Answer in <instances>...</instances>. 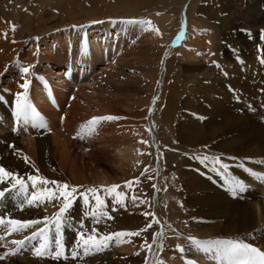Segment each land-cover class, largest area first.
<instances>
[{
	"label": "bare ground",
	"instance_id": "1",
	"mask_svg": "<svg viewBox=\"0 0 264 264\" xmlns=\"http://www.w3.org/2000/svg\"><path fill=\"white\" fill-rule=\"evenodd\" d=\"M11 1L14 2L12 4L18 6L20 9H17L18 12L16 15L18 24H22L28 20L30 15L33 16L34 14L41 13L42 10L46 8V4L43 0ZM221 1L225 2L226 9L235 4L233 3L234 0ZM236 2V5H234V7L232 6L235 9V18L232 23L228 25L229 27L226 31H224V37L229 36L230 39L229 43L226 42L227 44H223L225 47L222 49V65L220 66L222 74L221 72L218 74L216 71H211L212 74H210L202 71L200 67L190 70V72L195 71L198 73L193 77L191 76V84L188 86L190 88L185 93V96L174 105V113H176V133L174 138L176 145H172V148L179 149L182 154H179V152L170 157V160L174 164V169L177 171V175L181 181L185 203L190 214H196L205 220L222 219L224 220V223H231L235 226L232 228V232L250 228L255 222H260L264 218V63L261 62L262 59H264V3L260 5L255 0H237ZM2 4L3 1L0 3V165L5 169L17 173L26 181L29 175H38L50 181L54 179L64 180L66 181L65 183L69 185L72 184L75 187L79 186L81 178L78 170L79 168L75 162L73 163V160L72 162L70 161V164L68 159L72 157V154L75 152L91 159V156H95V150L92 149L90 145H87V142V144L83 143V139H81L82 141L77 140L75 143H72L70 138L73 136V133H75L74 130H78V125H81L82 128V125L86 121H92L94 117L116 116L121 117V119L99 121L95 123L94 126L92 125V130L95 131L98 126H112L116 121H121V125H123L121 130V134L123 135L120 136L121 138L118 139L119 141L116 144L111 142L113 143L111 146L115 156L114 158L122 175L118 177L119 179L112 181L107 177L102 176L99 178L101 179L100 182L104 183L103 186L105 188H110L112 185H118V183L124 182L133 172L136 163L139 162L141 158L140 150L144 144L142 141L144 140V136L146 137L145 133H150L155 147L153 163L156 172V189L159 188L163 182V165L160 157L161 150L157 147L160 143V137L153 129L150 116L146 118L145 124H142L139 122L141 116L140 111H138L139 107L134 108L131 113H123L117 110V107H122L125 101H133V94H138L139 90L137 88H140L143 83L145 84L147 78H153L152 71L154 69H150V66L147 65L149 64V59L147 58V61H142L141 59L143 49H138L139 51L137 53H130L132 62L134 61L133 59H136L137 62L135 64L140 65H138L139 67L137 70H135L136 68L133 69L131 67L132 64L129 66L130 59L127 60L125 57H120L121 61L117 57L118 61H113L108 69L109 71L112 68H116L117 62H120L121 66L119 65V67L124 68L130 73L132 71L134 74L131 73L129 76H127L128 74H124L122 79L121 77L116 78L113 75L111 76L110 73L109 79L104 82H98L95 86L86 83L85 85H87V88L85 85H82L84 87H80L81 83H78L80 86H78V92H75L76 101L74 104H71V102L68 109H65V101L67 98L64 99L63 97L71 92V83L69 84L62 79L57 80L55 77L54 79H56L55 81L57 82H52L53 84L51 83V86H48L47 88L38 84L37 81L39 80L37 78L31 79L32 75L27 74L26 78L31 81L28 89V102L33 108L34 123L37 125H44V127H33V122L24 123L22 120L18 119L15 114L16 94L23 91L19 87V84L23 83L25 79L22 74L13 75L17 71V66L29 64L34 67L35 63L39 60L40 62L37 64L40 65L44 62L46 65L45 69H49H47V72L52 70L49 67L52 65L60 68L71 42L73 48L69 52L77 58H86V60H103L109 58L111 53H119L121 46L119 40H121L124 33V22L115 19V14L119 9L112 8L111 10H107L104 7V9L99 11L97 9L98 12L95 11V14L93 13L95 19L99 18L94 20L97 21L95 22V25L88 23L91 22L89 19V21H86L87 23L84 22L85 24L83 23V25L80 23L79 26H76L75 24L77 20L72 18L73 22L67 24L76 27H73L70 31L66 30L65 26L56 27V23L61 19V16H57L53 10H51L46 17L42 15L39 16L42 24L38 26L39 31H36L37 33L32 35L30 33L18 32L16 27L15 30L12 31L13 23L10 14L12 7L5 9L3 6L4 4ZM185 4L186 0H183L178 5L179 10L185 12V9L187 10ZM131 7V2L129 0H124V4L123 6L121 5L120 10L123 9L126 14L132 15L134 7ZM189 11L190 7L188 13ZM73 12L74 11L72 10V15ZM212 15L213 13H211V20L214 18ZM129 18L131 20L128 19L127 21H131L130 26L135 24L133 21L139 19L134 17L136 18L134 20L131 16H129ZM141 18L143 17H140V19ZM160 18L162 19L161 16ZM169 18L170 17L167 15V17L162 20L168 22ZM253 23H260V30H255V25H253ZM14 24L16 25V23ZM237 25H239L241 29H246L250 33L245 34L243 31L240 32V28L238 29ZM112 30L121 34H117V36L115 34L112 38ZM5 34H7L6 37ZM191 35L188 34L187 37ZM208 35L210 41L207 43V49H212L210 48L213 43L211 32H209ZM102 36H104L103 39H101ZM198 36L199 35L194 34V36L189 37V39L186 38L187 40L184 41L185 44H192L191 48L188 47L190 51L187 53V58L195 63H199L200 59L208 61L211 55V53L204 48L205 46L202 43L203 39ZM249 36L252 37V40H250L251 38L248 40ZM36 37L39 39H34ZM81 38L82 44L80 48V43H78V41ZM191 39L193 42L190 41ZM256 44H259L257 50H255ZM130 45L128 44L127 47L130 48ZM127 47L124 46L123 48ZM234 48V51L237 54L233 52ZM174 49V46H169L167 48L162 55L163 58L160 64L164 65L165 60L173 54ZM123 51L125 50L123 49ZM184 51L185 49L182 52ZM259 56H262L263 58H260ZM87 71H85L87 72L86 74L90 75L91 73L90 76H92L94 66L91 65ZM51 74L61 76L62 72H52ZM3 77L7 80L4 81ZM50 78H53V76ZM159 81V84L161 85L163 82L162 73L159 76ZM3 82H5V85H2ZM130 84L134 85V87L132 85L130 86ZM95 87H100V92L93 90ZM90 89L95 93L94 95H90ZM79 95L84 98V101ZM51 97L57 101V111L48 105V100H50ZM93 97L95 103H97L98 112L94 113L95 115L92 116H82L81 113L83 112V108H81V106L84 108L88 105L92 106L90 102L93 100ZM35 110L37 112H35ZM84 111L86 110L84 109ZM36 113H39L42 116L41 121ZM63 113L65 114L64 122L60 123L59 118ZM99 128L100 131H96L98 133L102 132L101 127ZM95 131L93 132L94 134ZM18 132H20L22 136H18ZM119 133L120 131H118V134ZM20 137H28V139H20ZM78 139L80 138L78 137ZM114 142H116V140ZM12 145L15 146V151L10 147ZM103 145H106V143H103ZM197 148L203 149L208 155H211L209 152L217 154L218 156L216 157L221 159V162L226 165V168L222 169L218 164L216 165L214 162L207 161H213L214 159L208 158L207 160H204L202 157L198 158L199 155L193 154L192 152L187 153ZM70 150H72V152H70ZM24 156L28 157V162H25L23 159ZM261 157V160L257 159ZM73 159L75 160L74 156ZM248 159H252V162L246 161ZM253 159L260 162L256 164ZM94 161L95 167L94 171L91 172L92 177L95 176L94 173L99 168L96 165V160H93L92 162ZM242 164H248L250 165V168H259L258 170H251L258 173L257 176L261 178L262 183L260 191L263 195L262 201L259 200V198V201L254 202L251 206L244 205L242 199H246V201H254L255 199L252 192L244 195L243 198L241 197L242 193L239 197L237 194L233 195L231 191L226 192L229 188L225 187L226 180H229L230 178H236L239 181L244 180V182L249 181V187H246L248 190L255 187L254 180L256 178L254 172H248L249 174L244 173V171L239 168ZM52 168H56V173H54V175H52L50 171ZM227 168L228 172H225V169ZM220 173H222L221 176L219 175ZM207 174H209V176H207ZM55 175H57V177ZM30 182L31 181H28L27 183ZM50 186L51 185H47L46 187L50 188ZM5 187L11 188V184H0V188ZM37 189V194H39V187ZM120 193H124V190ZM156 193L153 214L156 220H158L160 230L158 232L159 235H157L156 246L151 255L149 264H157L159 256L164 255V252L167 250L170 251V248L166 247V243L164 242L165 239L176 237L180 232L179 227L168 221L167 215L161 207L163 206V203H165L164 193L161 194L158 193V191ZM15 196L16 193L13 192L11 195L7 196L6 199L0 201V216L10 214L11 218L24 221L32 220L34 217H40V219H42L50 213L48 202L41 203L42 209L38 213L34 212L32 210L33 208L26 202L24 203V207L18 210L16 205L21 202L23 197L14 199ZM55 203L56 206H61L59 201H55ZM130 206H132V208L126 216L127 221L124 220L125 222L116 225L114 227L115 230H119V232L133 231L135 227L144 225L145 219L140 212L142 209L136 208L137 204L136 202L133 203L132 200ZM119 208H121L119 205L116 206L114 208L115 212L114 210H111L109 215L112 217L119 214L120 212L117 211ZM57 210H59V208ZM49 216L51 218V214ZM102 218L103 223L101 221L98 224H95V228L98 229L97 236L100 235L99 233L102 230H105V233H108L111 228V225L106 223L107 217L104 215ZM102 218H100V220ZM67 221H70V219H67ZM67 226L68 225L65 226V236L71 229L70 227L67 228ZM32 232L33 230L30 228L24 233L17 234L18 236H15V239H24L25 236L31 237ZM198 232L200 233V236H196L200 237L198 240H201L203 233L200 231ZM190 236L195 237V239L197 238L196 236ZM76 238L77 236L74 234L73 242L76 241ZM129 239L131 242H123ZM31 240L32 239L26 242L25 248L28 249L31 246ZM121 241L122 242L116 244L118 250L121 253L124 252L128 254H131V249L137 246L138 243L133 240V237H123L121 238ZM186 243L189 245V249L186 250L191 251L192 260L190 262L186 261L184 264H210L211 261L207 256L208 254L204 251L205 249L195 247L190 240ZM24 251L27 250L25 249ZM102 251L103 250H95V252H93L95 254V259H93L94 263L91 264H111V258L107 257L108 255L106 253L101 255ZM172 252L175 253L176 251L173 250ZM184 257H186V255ZM175 260L176 261H172V264L174 262L182 264L180 260Z\"/></svg>",
	"mask_w": 264,
	"mask_h": 264
},
{
	"label": "rangeland",
	"instance_id": "2",
	"mask_svg": "<svg viewBox=\"0 0 264 264\" xmlns=\"http://www.w3.org/2000/svg\"><path fill=\"white\" fill-rule=\"evenodd\" d=\"M2 1L4 4V5L3 4L2 5L4 6L5 9L12 7V9L10 11L11 21H12L13 25L17 28V31L23 32V33H30L32 35H35L39 31L38 26L42 24L39 16L42 15V16L46 17L48 12H51V10H53V12L57 16H61V19H59L58 22L56 23V27L65 26L66 30L70 31L71 29H73V26H70L67 23L73 22L72 21L73 19L77 20V22L75 24L76 26H79L80 23H81V25H83L84 22L87 23L86 21H89V19L91 20V22H88V23H92L93 25H95V22H97V21H94V20L99 19V18L95 19L93 15L95 14V11H97V9H98V11L101 9H104V8H106L107 10H111L112 8L113 9L114 8L119 9L115 14L116 15L115 19H118V20H121L122 22H124V24H123L124 25L123 26L124 33L121 37V40H119V44L121 45L120 46V52L117 54L114 53L115 55L113 53H111L109 55V58L103 59V60H99V59H95V60H90V59L88 60L87 59L86 60V58H85V62L87 63L86 68L89 69V67L91 65L94 66L93 74H92V76H90L91 75V73H90V75L87 78H84V80L82 79V83L80 84L81 86L77 83L71 84V88H70L71 92H69L68 95H65L63 97L64 99L67 98L65 101L66 102L65 109H68L69 106L71 104H74V102L76 101V93L78 92V86L84 87L82 85H85L86 83H90L91 85L95 86V85H97L98 82H104L107 79H109L110 73H111V76L113 75L116 78L121 77L122 79H123L124 74H126V75L128 74L127 76H129L131 73L134 74V72H132V71L130 73L129 71L125 70L124 68L119 67V65L121 64L120 62H117L116 68H112L109 71H108V69L110 68L113 61H118L117 57L119 60L121 58L125 57L127 60L130 59L129 60V66H131V64H132L131 67L133 69L136 68L135 70H137V68L140 65L135 64L137 62L136 59H133L134 61L132 62V57L130 55L133 53H137L139 50L143 49L141 59H142V61H147L149 59L148 60L149 64H147V65L150 66V69H152V70L154 69L152 71L153 72V78H151V79L147 78L146 83L145 84L143 83V85H141L140 88L139 87L137 88L139 90L138 94H133V96H134L133 101H125L124 105L122 107H120V108L117 107V110L120 112H123V113H126V112L131 113V111H133L134 108L139 107L138 111H140V114H141V116L139 118V122H141L142 124H145L146 118L148 116H150V118L152 120L153 129L156 132V134L160 137V143H159V145H157V147L161 150V152H160L161 156L160 157L162 159V165H163V170H162L163 171V175H162L163 182L159 186V188H157V189L153 188V185L154 184L156 185V172H155V165L153 163L155 147L153 145L152 135L150 133H145L146 137L144 136L143 141H146L147 143H144L142 149L140 150L141 151V153H140L141 158H140L139 162L136 163V167L134 168L133 172L128 176V178L124 182L118 183V185H120V186L117 189V192L120 193L122 190H124V193H121V194H126V195L121 197V196H117L116 193L109 194L106 191L101 192L100 191L101 189H106V188L103 186L104 183L100 182L101 179H99V178H101L102 176H105L109 180L112 181L115 179H119L118 177H120L122 175L121 170H120L119 166L117 165L116 160L114 158L115 156H114L113 149H112L111 145L113 143L116 144L119 141L118 139L121 138L120 136L123 135V134H121L122 133L121 130L123 128V125H121V121H116V122H114V124H112V126H110V125L109 126H104V125L98 126V128H96L97 129L96 131H98V130L100 131L99 127H101V129H102V132H99V133L96 132L95 130H92L95 123L90 124L89 122L86 121L83 124L84 126L82 125V128H81V125H78V130L75 129L74 130L75 133H73V136L70 138L71 142L75 143L77 140L83 139V143H85V144L88 143L87 145H90V147L95 150V156H91L92 157L91 158L92 160H91L90 158H88L84 155H81L80 153L75 152L76 154L73 153L72 157H70L68 159L69 163H70V161L72 162V160H73V163L75 162L77 164V167L79 168L78 170L80 172L79 174L81 175V178H80L79 186H76V188L78 189V193L72 197V200H73L72 206L67 211L66 214H68V215H66V220L61 225L59 231H57V228L55 227V225H52L50 230L46 231L43 237L37 236L36 239H32L30 245L32 246V244H33V248H31V246H30L28 249H34L35 247H38L40 245L41 241L43 239H45V240H48V242H49V243H47L48 248L53 249L55 252L57 249L56 248L57 247V245H56L57 237L61 236V231L66 232L65 226L68 225L67 228L70 227L71 229L68 232V234H66V236L64 234V240H65V242L67 241V243L69 244L68 248H72L75 251L76 250L79 251L80 253H82L83 257L81 259L79 257V258H76L75 260H73V259H70L68 257L71 254L67 253V256H66L67 258H65V259H61V258L53 259L50 262L48 259L43 260V259H37V257H32L33 256L32 251H29V253H28V251H24L23 249H21V251H20L21 254H23L24 252H27L28 255L25 257L24 256L23 257H15V256L10 257V255H9L4 260H0V264H62V263L63 264H66V263L71 264L72 262H73L72 264H91V263H94V260H93V259H95V254L93 253V252H95L94 249L91 250L92 254H94V255L90 254L92 256L91 257L89 255L83 254V248L82 247H80V248L77 247V241L79 240V236H78L79 231L78 230H82L80 227L81 224H83L85 226L83 229L84 231H86L87 233H91L93 227H95V224L93 223V218L88 216L87 214L89 212L95 210L97 213V217H101L102 212L106 213L105 216L107 217V216H109L111 210H114V208L119 205L121 208H119L117 211H119L120 213L119 214L116 213L117 215H114L116 217L112 216V219L106 218L107 219L106 223H109V225H111V228L108 225L110 228L108 233H105V230H102L99 233L100 235H98V237L103 236L105 234H111V233L119 232V230H115L114 227L116 225H120L122 222L127 221L126 216L128 215L129 211L132 208V206H130V204H131V200H132L133 196H135L137 198V200L135 201L137 204L136 208L142 209L140 212H141V215L143 216V218L145 219L144 225L143 226L140 225L141 227L140 226L135 227V229L133 231H138V230L144 229L145 226L147 224H149L150 222L152 223V226L150 228H148L147 231L141 232V234L139 236H133V240L138 242V243H137V246H135L134 248L131 249L132 250L131 254L124 253V252L121 253L117 248L118 246H116L117 242H115V240H114L113 242H111L109 244L108 249H106V248H104L106 250L103 249V251H102L103 253L101 252V255H104V253H106L108 255L107 257L111 258V264H149L151 255H152V253L155 249V246H156L157 236L155 237V240H154V235L159 232L160 225H159V223L154 222V219L156 220L154 215L145 216L144 214L145 213H153L154 199H155V195L157 194L156 193L157 191H158V193H161V194L164 193L165 203H163V206H161V207L164 209V211L167 215L168 221L170 223L174 224L175 226L179 227V230H180V232L178 233V235L176 237L165 239L164 242L166 243V247L170 248V251L167 250L164 252V255H160L158 258L157 264H172V261H176L175 259L180 260L182 264H184L186 261L190 262L192 260V257H191L192 253H191V251H187L189 249V245L186 242L189 240L188 236L199 235L200 233L198 231L203 233L201 236L202 238L199 241H201V242L204 241L209 245L211 244L210 242H215L218 240L224 241V240H230L231 239V240L243 241L244 243H246L252 247L257 248L260 251H264V218L260 222H255V224L253 226H251L250 228L242 229V230L237 231V232L236 231L232 232V228L235 226L231 223H227V224L224 223V220H222V219L205 220L203 218H200L196 214L195 215L190 214L188 207L185 203L183 190L181 187V181L179 179V176L177 175V171L174 169V164L170 160V157L172 155H175L179 152H180L179 154H182L181 151H179V149L172 148V145L173 146L176 145V141L174 138L175 133H176V113H174L175 112L174 111V105L176 102L180 101L182 99V97L185 96V93L190 88L188 86L191 84V81H190L191 76L193 77L195 74L198 73V72L196 73L195 71L190 72V70H193L196 67H198V68L200 67L202 69V71L208 72L210 74H212V72H214V71H216L218 74L221 72V74H222V70L220 69V66L222 65L221 64V57H222V53H223L222 49H223V47H225L224 46L225 44L229 43V39H230L229 36L228 37L225 36L226 38L224 37V31H226V29L229 27L228 25L231 24L235 18V12H234L235 9L233 7H234V5H236L237 0H234L233 3H235V4L232 5L233 7L231 6L227 9L225 8V2H222L221 0H186V4H185L186 5L185 8H187V10L185 9L186 13L179 10V8H178V5L183 0H129L131 2V6H132L131 8L134 7L132 10L133 11L132 15L126 14L123 9L120 10L121 5L123 6V4H124V0H43L46 4V8H44V10H42L41 13H37L38 15L37 14H34L33 16L30 15L28 20L23 22L24 25H23V23L18 24V22H17L18 20H17L16 15H17L18 10H20L19 7L12 4L14 2H12L11 0H6V1L0 0V3H2ZM255 1H257V3L260 5L262 3H264V0H255ZM11 5H14V6H11ZM107 6H109V7H107ZM189 7H190L191 12L189 11V13H188ZM13 8H15L16 10ZM72 10L74 11L73 15H72ZM211 13H213L212 17H214L213 18L214 20L213 19L211 20ZM103 14H105V13H103ZM167 15L170 18H169L168 22H165L162 19L167 17ZM129 16H131L133 18L137 17V19L139 18L137 21H149L150 23L147 25L135 23V24H132V26H130L131 21H127L128 19H130ZM160 16L162 17V19L160 18ZM140 17H143V18L140 19ZM84 18H88V19H84ZM121 18H123V19H121ZM133 18H132V20H133ZM135 19L136 18H134V20ZM14 23H16L17 26ZM61 23H63V24H61ZM253 25H255V27L253 26L255 28V30H260L259 29V26L261 25L260 23H256V24L253 23ZM237 27H238V29L240 28L239 29L240 32L243 31L245 34L250 33L246 29H241V27L239 25H237ZM184 28H185V30H184ZM145 29H147V30H145ZM58 31H60V30H58ZM209 32H211V35H212V42L213 43H212V47L210 46V48H212V49H209V48L207 49V46H208L207 43L210 41L209 35H208ZM115 34L117 36V34L119 35L121 33L115 32L112 30L111 37L115 36ZM188 34H190V35L193 34L191 36H194V34H196V35H199L198 37H201V39H203L202 43L205 46V47L204 46L203 47L206 48L207 51H209L211 53V55H210L211 58L209 57L208 61H204L203 59H200L199 63H195L191 59L187 58V53H189V51H190L189 48H191V46H192V44H189V43L185 44L184 43V41H186L187 39H189V37H191V36L187 37ZM221 34H223V35H221ZM220 36H221V38H220ZM103 37L104 36H102L101 39H103ZM112 38H111V40H112ZM249 39L252 40V37L249 36L248 40ZM80 40L81 39H79L78 43H80ZM198 40H199V38H198ZM190 41L193 42L192 39ZM128 44L129 45L132 44L130 46L133 49L130 47L131 48V50H130V48L127 47ZM124 46L127 47L128 49L123 48ZM169 46L175 47L174 52L171 56H169L165 60L164 65L160 64L161 60L163 58L162 55L164 54V52L167 50V48ZM136 47H137V49H136ZM258 47H259V44H256L255 50H257ZM72 48H73V46L71 44V46L67 49V52L64 56V60H62L60 68H64L65 66L73 65L74 64L73 61L75 60V62H76L77 59L80 58V57L77 58V57L73 56L72 53L69 52L72 50ZM117 48H118V46H117ZM121 48H122V50H121ZM123 49L125 51H123ZM184 49H185V51H184L185 53L182 52ZM41 50H42V48H41ZM234 50H235V48L233 49V52L236 53ZM122 53H125V54H122ZM126 56L129 58H127ZM259 57L263 58L262 56H259ZM237 58H236V60H237ZM111 59H112V61H111ZM92 61L95 63H93ZM102 61H106V62L108 61V63L103 64ZM238 61H240V60H238ZM39 62L40 61L38 60L35 63L34 67L30 66L29 64H27L26 66L32 68V70L34 72L36 71V72L43 73L44 76H47V77H50L52 75L51 74L52 72L54 73V71H55L54 69H56V71L60 72V70H57L59 68L55 67L53 65L49 66L52 70L50 72H47L48 68L45 69V66H46L45 63L42 62L40 65H38L37 63H39ZM115 69H117V70H115ZM74 70H75V68H74ZM122 70H123V72H122ZM84 71H87V70L85 69ZM44 72H46V73H44ZM87 72H85V73H87ZM161 73L163 75V82L160 85L159 84L160 83L159 76ZM3 80L6 81L7 79L5 77H3ZM55 82H57V81H55ZM55 82H53V83H55ZM4 83L5 82H3L2 85H5ZM131 85L132 84H130V86ZM132 86L134 87V85H132ZM85 87L87 88V85H85ZM93 90H95L96 92H100V87H95ZM90 91H91L90 95L95 94L94 92H92L91 89H90ZM142 91H143V93H142ZM144 93H146V94H144ZM70 96H72L74 99V100H72V103L68 102V99ZM94 97H93V100H91V102H90L92 104V106L88 105L86 108L81 106V108H83V112L81 113L82 116H84V117H87L86 115L92 116V115H95L94 113L98 112V107L96 105L97 103H95ZM80 98H82L84 101V98L82 96H80ZM154 98H155V100H154ZM127 103L130 105H128ZM129 107H131V108H129ZM84 109L86 111H84ZM65 114H66V112H65ZM65 114L63 113L61 115L65 116ZM66 117H68V116H66ZM99 117H102V116H99ZM59 121H60V123H63L64 118L62 119L60 117ZM82 122H84V121H82ZM94 131H95V134L93 133ZM118 131H120L119 134H118ZM78 137L80 139H78ZM20 139H28V137H20ZM115 140H116V142H114ZM111 142H113V143H111ZM103 143H106V145H103ZM195 150H192V151L187 152V153L192 152L193 154L199 155L198 158L199 157L203 158L204 156H207L209 159H213L214 157L218 156L217 154H214L213 152H209V153H211V155H208V154H206L207 152H205L201 148H197ZM70 152H72V150H70ZM73 156H74L75 160L73 159ZM165 156H168V157H165ZM167 158L169 159V161ZM257 159L261 160L262 157L257 158ZM93 160H96V165L99 167L98 170L94 173V175H95L94 177L91 176V172L94 171V167H95V161L92 162ZM253 160L256 164H258V162H260L258 160L256 161L255 159H253ZM207 161L214 162V160L213 161L207 160ZM246 161L252 162V159H248ZM146 168H147V172H145ZM239 168L242 171H244V173L254 172L251 169H254V170L259 169L258 167L257 168L256 167L250 168V165H248V164H242V165H240ZM50 171H51L52 175H54V173H56V168L55 169L52 168V169H50ZM118 172H120V173H118ZM225 172H228V168L225 169ZM97 174H98V176H97ZM92 175H93V173H92ZM219 175L221 176V174H219ZM254 175L256 178L254 180L255 187H253V189H249V190L246 188L248 186L249 181H247V182L246 181L244 182V180L239 181L236 178H230L229 180H226L225 186H227V184H229V183H239L242 186L243 192L239 191L237 193V195H239V197L242 195L241 197L243 198V196L248 194L249 192L253 193V196L255 199L254 201H252V200L246 201V199L245 200L242 199V203L246 206H251V205H253L254 202H258L259 200L262 201L263 195L260 191V186L262 183L261 178L257 176L258 173H256V172H254ZM55 176L57 177V175H55ZM207 176H209V174H207ZM149 177H152V179H149ZM137 178L139 179V183H133L131 188H128L126 186V183H125L126 181H134ZM54 180L62 182V183L66 182L64 180H56V179H54ZM93 186H95L98 190L97 195L99 196V199L104 202V206L102 208L97 204L95 197L91 193H87L86 198H81V196H80V193H86V190L93 187ZM256 187H258V188H256ZM50 188H53V185H51ZM229 191H231V187H229L226 190V192H229ZM260 195H261V197H260ZM118 199L123 200V204H124L123 207L119 203L116 202ZM88 201H90V203ZM140 201H143V203H141ZM247 203H248V205H247ZM31 207L33 208L32 210L34 212H37V213L40 212L42 209L41 204L38 208H36L35 206H31ZM49 207L51 208V210ZM57 207L60 208L61 206H56L55 202L49 203L48 209H49L50 213L47 214L46 217L50 218V216H49L50 214H51V217H53V214L58 212ZM18 210H20V208H18ZM114 212H115V210H114ZM34 218L40 219V217H37V218L34 217ZM67 219L68 220L70 219V221H67ZM101 221L103 223V218L100 220V222ZM77 224H79L78 230H77ZM221 225H223V226H221ZM39 226L43 227L41 225H38V226L33 227L31 229L33 230V232H35V231H37L36 228H38ZM47 232H50V237H49V233H47ZM74 234L77 236V238H76V241L73 242ZM15 236L17 237L18 235L16 233H13L9 236L5 235L4 241H0V244L7 245V247H0V255H2L4 252L8 251L10 248L15 247V245H11V243H10L12 240H16ZM223 237H226V238H223ZM203 238H205V239H203ZM198 239H200V237L196 238V240H198ZM145 241H147V243H145ZM101 243H103V241H101ZM191 243H192V245H194L195 247L200 248V249L202 248V246L207 247L204 243H200V244H194L193 242H191ZM212 245H214V243ZM149 246H151L150 250H149ZM135 248H137V249H135ZM173 250L176 252L173 253L172 252ZM204 251L207 254H209L208 249H205ZM137 253H139V255H137ZM185 255H186V257H184ZM68 259H70V260H68ZM87 260H89V261H87ZM90 261H92V262H90ZM175 263L176 262H174L173 264H175ZM210 264H211V262H210ZM222 264H230V262H229V260H227V262H224Z\"/></svg>",
	"mask_w": 264,
	"mask_h": 264
},
{
	"label": "snow or ice",
	"instance_id": "3",
	"mask_svg": "<svg viewBox=\"0 0 264 264\" xmlns=\"http://www.w3.org/2000/svg\"><path fill=\"white\" fill-rule=\"evenodd\" d=\"M137 24H143L147 25L150 22L149 21H133ZM76 27V26H73ZM15 30V26H12V31ZM147 30V29H145ZM7 34H5V37ZM34 39H39L38 37ZM167 55V54H166ZM264 63V59L261 61ZM20 72L25 77L24 82L19 84V87L23 90L20 93L16 94V104H15V114L18 119L22 120L24 123L33 122V127H44V125H37L34 123V113L32 105L28 102V89L30 87L31 81L28 80L27 74L30 73V67H24L21 66ZM155 100V98H154ZM121 117L116 116H107V117H94L92 121H89L90 124L97 123L99 121H113V120H119ZM143 143H147L146 141H142ZM15 151V146H10ZM23 159L25 162H28V157L24 156ZM204 160H207L208 157L204 156ZM214 163L218 164L220 168H226V165H224L221 162V159L219 157H215ZM216 170V169H214ZM145 172H147V168L145 169ZM149 179H152V177H149ZM31 181V187L33 189H36L39 187V194L35 192H28L27 189V182ZM126 186L128 188H131L133 183H139V179L137 178L134 181H126ZM0 184H11V188H0V201L6 199L7 196L11 195L13 192L16 193V196L14 199H19L23 197L21 202L16 205L17 208L22 209L24 207V203L26 202L29 206H35L39 207L41 203L48 202L52 203L55 201H59L61 203V207L59 208L58 212H56L53 217L48 218L44 217L42 219H32V220H18L11 218L10 214L5 216H0V241H4L5 235H11L13 233L21 234L27 231L30 228L36 227L38 225H43V227H38L37 231L33 232L31 237L25 236L24 239H18V240H12L10 243L11 245H15L14 248H10L8 251L4 252L2 255H0V260H4L9 255H16L18 254L21 249L25 248L26 242L30 239H36L37 236L43 237L45 232L50 230L52 225H55L57 228V231H59L61 225L66 220V213L72 206L73 200L72 197L78 193V189L74 186H71L67 183H62L55 180H47L46 178L40 177L38 175H29L27 177V181L20 177L17 173L12 172L11 170L5 169L2 165H0ZM47 185H53V188L46 187ZM231 191L233 195H236L239 191H242V186L239 183H231L230 185ZM119 188V185H112L110 188L101 189V192H108L109 194L116 193L117 196H124L126 194H121L117 192V189ZM153 188H156V185H153ZM97 188L95 186L89 188L86 190V193H80L81 198H86L87 193H91L95 199L97 204L102 208L104 206V202L99 199V196L97 195ZM133 202L137 200L135 196L132 197ZM90 203V201H88ZM119 203L122 207L124 206L123 200L118 199L116 201ZM143 203V201H140ZM88 216L93 218V223L98 224L100 222V218L106 215V213H101V217H97L96 211H91L87 214ZM145 216L154 215L153 213H145ZM108 219H112V217L109 215L107 216ZM154 222L158 223V220L154 219ZM152 226V223L150 222L145 226L144 229L138 230V231H120L116 233L111 234H105L103 236H97L98 229L93 227L91 233H87L84 231V225L81 224V231L78 232L79 240L77 241V247L83 248V254L84 255H90L92 254L91 250L94 249L96 251L103 250L104 248L108 247L111 242L115 240V242L120 243L121 238L123 237H133V236H139L141 232L147 231L148 228ZM159 235V233L154 235L155 237ZM189 240L193 242L194 244H200L201 241L196 240L194 237H189ZM103 241V243H101ZM123 242H131V240H126ZM147 243V241H145ZM214 243L215 245H220L222 247H219L217 249L218 253L224 255L229 259L230 264H264V251H260L259 249L252 247L243 241H237V240H224V241H215L210 242ZM57 249L53 254V258L59 259L61 257L67 258L64 255V246L63 244L57 240L56 241ZM0 247H7V245L0 244ZM151 246H149L150 250ZM33 252L37 256H43L48 253V244L46 240L38 247H35L33 249ZM73 258H76L80 255L79 251H73L72 253ZM139 255V253H137Z\"/></svg>",
	"mask_w": 264,
	"mask_h": 264
}]
</instances>
